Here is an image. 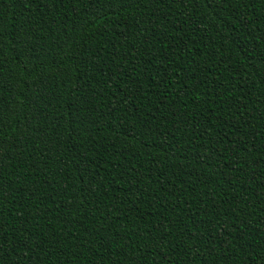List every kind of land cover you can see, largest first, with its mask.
Instances as JSON below:
<instances>
[{"label": "trees", "instance_id": "obj_1", "mask_svg": "<svg viewBox=\"0 0 264 264\" xmlns=\"http://www.w3.org/2000/svg\"><path fill=\"white\" fill-rule=\"evenodd\" d=\"M0 264H264V0H0Z\"/></svg>", "mask_w": 264, "mask_h": 264}]
</instances>
